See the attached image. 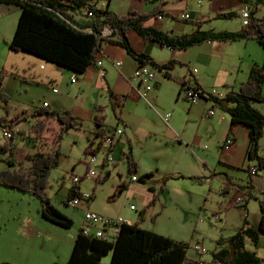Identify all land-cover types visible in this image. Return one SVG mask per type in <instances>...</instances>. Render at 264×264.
Here are the masks:
<instances>
[{
  "label": "trees",
  "instance_id": "obj_1",
  "mask_svg": "<svg viewBox=\"0 0 264 264\" xmlns=\"http://www.w3.org/2000/svg\"><path fill=\"white\" fill-rule=\"evenodd\" d=\"M239 1L251 9L248 24H243L242 30H203V21L197 19L186 20L198 26L195 31L188 34H173L148 24L152 17L158 18L164 15L161 9L162 2L148 12L131 11L127 15H119L110 9L109 4L104 8L98 7V0H0V3H14L20 7L18 24L13 38L8 44L13 51L32 53L78 75L85 73L90 66L96 65V58H98L103 45L109 42L124 47L130 55L137 59L140 65L150 64L159 70H165L168 78H171L169 71L173 69L176 61L159 64L150 55L139 53L132 47L128 32L136 31L142 38L154 40L171 49L185 50L211 40L234 42L243 39H255L264 47V16L261 17L257 14L264 6V0ZM77 11H86V14L89 11L94 12V15L90 17L92 20L91 31L83 30L84 27L75 22L73 13ZM238 15L237 11L228 10L218 12L214 17L216 19H232ZM106 26L112 30L111 35L103 34ZM2 79L0 76V84ZM182 84L184 86V83ZM263 94L264 63L260 64L256 61L250 69L249 78L240 85L238 90H231L222 98H213L230 116L228 137L233 136L235 127L243 126L248 131L249 137L246 155L251 160L257 159L259 163H261L260 139L264 135V114L254 106V103L263 102ZM2 96L5 102L8 101L7 95L2 94ZM110 98L112 109L116 116L120 117L118 112L124 105L122 97L110 93ZM102 111V106L96 107L94 122L97 125H104V116L100 113ZM30 117L34 118L29 126L33 139L20 136L21 133L26 132L23 130L20 131V135L19 132L14 133L0 146V152L6 154V157H0V162L3 161L7 165L6 168H0V187L21 191L39 199L43 206L44 218L68 228L74 224L73 219L59 211L48 196L49 178L51 171L61 164L60 142L63 134L72 128L81 129L83 122L70 111L53 110L46 105L37 108ZM26 118L28 116L24 117V119ZM53 119L57 123L54 128L50 126ZM0 125L3 128H13L15 122L8 126L2 121ZM49 132H52L50 137L47 135ZM20 138L30 140L36 147L34 151L28 152L22 161L15 158ZM93 144L94 141L89 143L85 150L86 154L93 152L91 151ZM131 151L125 152L123 158L128 164V174L133 175L134 172H137L138 163ZM109 174L108 172L103 180H106ZM153 175L148 172L139 179L145 182ZM246 187L254 188L252 185L242 187L227 179L222 184L221 192L227 194L233 188L242 190ZM127 188L128 185L122 182L116 188L112 199L120 196ZM82 195L79 183H73L69 189L66 203L69 199L81 198ZM156 197L157 194H154L152 201L147 206H151ZM260 204L263 213L260 224L257 227L252 226L245 219L244 225L228 239L230 247L223 248L215 254L213 260H222L224 264H261L264 261L254 251L245 248L247 238L256 246L259 244L261 235L264 234V206L261 202ZM188 247V242L178 241V239L149 231L142 228L140 222L134 224L126 222L119 226V230L111 240L88 236L80 229L74 241L72 253L65 264H198V261L194 263L188 256ZM109 254H112L110 262L103 263L102 258ZM1 264L11 263L3 262Z\"/></svg>",
  "mask_w": 264,
  "mask_h": 264
},
{
  "label": "crops",
  "instance_id": "obj_2",
  "mask_svg": "<svg viewBox=\"0 0 264 264\" xmlns=\"http://www.w3.org/2000/svg\"><path fill=\"white\" fill-rule=\"evenodd\" d=\"M107 1V5L109 4L111 9L113 0ZM182 1L183 0L171 4V2L168 0H161L163 3L161 9L164 15H161L158 18L152 17L148 21V24H152L164 31H170V33L173 34H180L185 33L180 32L185 29V25L180 22L171 25L164 20L167 15H170V17L174 20L181 19L186 23V20L194 21L197 19H200V21L205 23L211 20V17L216 16L217 13L221 11L231 10L237 11L238 14H240V9L244 5L239 0H210L209 7L203 8L202 3L200 2L201 0H199L198 3L201 6H199L200 8L197 10H194L183 7L187 6V3L182 4ZM99 2L100 0L97 2L98 7L104 8L107 6H100ZM158 3L159 2H157L156 5ZM146 6V1L144 0H127V9H122L118 12H115H117L119 15H127L131 11L144 13L151 9L147 8ZM85 12L86 11H77L73 13V18L75 22L79 24V26L84 27L83 30L91 31L92 20ZM183 13H188L190 16L185 19L182 17ZM107 27L109 26H106L105 28ZM210 29L215 31H233L231 28L218 29V27H211L206 30ZM128 37L132 43V47L136 51L150 55L154 58L155 62L163 64L168 61H176L173 69L169 71L171 78H168L165 70L158 69L154 87L152 90L148 91L147 97H143L141 95L142 88L139 89L137 83L131 79L137 67L141 65L138 63L136 58L130 55L124 49V47L120 45L109 42L105 43L98 55V58H96L97 61L101 62V65L96 64L94 66H90L85 73L76 75L75 81H72V76L74 75L73 71L65 69L58 64L47 62V60L33 55L32 53L17 52L22 54L19 64H17V62L11 61V66L9 67L11 71L5 67L6 69L4 68L2 75L0 74V76L3 78L0 84V90L2 94L7 95L8 99L6 102L1 101L0 107L6 108V110L5 114L0 116V121H3L8 125L12 122H15L13 127L15 130L19 132L25 130V128H28L34 121V118L30 117L31 113L37 108L45 106L44 103L46 102L47 106L53 110L70 111L76 115L77 118L81 119L83 126L80 130H85V135L87 136L89 143L91 141H97L99 136L107 133V131L121 126V128L124 129V133L119 135L116 145L112 150L114 156L117 157V155H119L120 158H123L125 152L132 150L131 152L135 159L138 163H140L139 161L142 160V144H144L150 138L152 139L153 135L155 136V139H157V134L166 137L171 136V138H174L182 144L184 140L187 141L182 129L177 128L176 124L172 122L173 120L171 119V112L162 113L156 111L155 107L157 106V102H160L162 94L165 91H168L175 97V104H178L174 108L180 109L183 113L186 111L187 119L200 121V123H204L206 126H219L220 124L223 125V123L227 122V138L229 133L230 116L228 121L226 114H220L218 110H221L223 113H226V111L214 101V97L203 98L199 103L189 104L184 97V86L186 84H193L198 85V87L205 91L216 90L217 96L215 97L219 98L220 95L222 98L231 90H236L237 81L242 72V77L244 78V70L242 65L240 64L238 67L234 66V68H231L229 71L230 75L235 77L231 82L228 77V70L221 72V70L214 65V62L217 58H223L227 49H230V51L232 50V47H229L230 44L245 41L244 47L246 49L249 47L251 43L250 41L253 39H243L234 42L211 40L205 41L202 44H196L184 50L171 49L169 46H163L154 40H146L133 30L128 32ZM119 62L120 64H118ZM252 64H247L246 72L249 73ZM182 83H184V86ZM242 83L243 81L241 84ZM23 84L26 85L24 86L26 89L25 93L31 92L33 87H38L39 91L36 92V97H33V99L35 98L37 102L34 99L32 102L27 104L26 98L22 95L19 96L20 102H18V104H16V102H12L16 95L22 94L21 89ZM217 86L227 87L225 91L219 92L216 89ZM110 93H114L122 97L124 105L121 107L119 112L117 111L120 117H117L114 110L112 109ZM105 103L107 108L111 107L112 111L114 112L113 114H115L114 116L118 120L116 119L114 123H108L106 120L108 115L104 112L101 114L104 116V125H97L94 122L96 107L103 106V109H105ZM146 103H148L151 107L148 116H144L143 113L139 112V106ZM12 106L16 107L15 111L11 110ZM19 107L21 110H17ZM256 107L258 110L260 109L259 106ZM210 108L215 110V114L211 117H207V111ZM259 111L264 114L263 111ZM27 116L28 118L24 119V117ZM160 117L164 121H162ZM19 118L20 120H18ZM154 123L161 124V129H156ZM50 126L52 128L57 126V123L54 119L50 122ZM100 132L102 133L98 135ZM47 135L49 136L50 132L47 133ZM233 136L234 143L229 151L224 149L223 142V145L220 147V152L203 153V156L205 157H210L212 155L214 157L218 156V164L213 169V174L217 175L223 184L224 181L228 179L237 185H241L242 187L252 185L256 191L259 188H264V169L260 170L258 175H251L249 172L250 167L254 164H258L259 162L257 159H249L246 155L249 139L248 131L243 128V126H237L234 129ZM203 138L204 135L196 137L193 141V145L199 147V144ZM19 140V147H17L15 158L18 161H22L26 157V154L28 152L34 151L36 147L30 142V140L21 138ZM2 143L3 140H0V146ZM138 147H140L141 150L137 153L136 149ZM259 156L261 159L264 158V135L263 138L260 139ZM87 167V169L90 170L91 165L88 164ZM150 173H152V171ZM137 181L132 179L130 189L128 187L126 190L127 192L134 194L139 192L143 194L140 196L139 201L141 206L144 208L152 201L154 192L151 191V189H146L145 187L135 185ZM69 189L70 187L66 190V194L62 197V199H60V201L66 202ZM247 189L248 187L243 188L242 190ZM3 191H8V193L9 191H12L13 195L21 198L28 195L27 193L16 191L11 188L0 187V196L1 192ZM230 192L234 193L230 201H227L228 206L234 205L236 209L240 210V216L242 220L244 221L246 219L249 222V200H246L244 204L240 205L236 203V199L240 195L241 190L233 188ZM132 205L134 204L130 205V209H134L132 208ZM82 206L90 209L88 204L85 205L83 203ZM259 206L261 208L260 202ZM57 207L59 210H61L58 205ZM42 209L43 206L41 204V208L39 209V216L41 217L40 220H45L51 223L50 225H47L48 227L46 229H42V222H36V219L38 220L37 215L35 216V219L33 216L27 214H24L22 217L19 216L18 218L15 215L13 220L15 222L14 225H16V227L18 226V235H23L27 238H35V244L33 247L36 246V242L39 246L42 245L41 249L45 251L44 254H40L37 263L34 260H31L30 255L26 254L18 256L14 255L12 258H9L11 262L17 264H65L68 261L73 250L74 241L76 240L82 226H80L76 231L63 230L67 227L60 226L58 223L44 218ZM136 209L137 208L134 210ZM121 213L125 214L123 216L118 214V217H123L127 223L134 224L136 222H140L142 228L148 229L149 226L147 219L144 218L143 215L136 217L134 214H130L128 210L125 212L121 211ZM262 215L263 213L261 211V215L255 219L256 222L251 223V225L257 227L261 222ZM110 217L115 216L112 215ZM142 219L143 222H141ZM7 225L8 224L5 223L4 228L1 229V236L5 234L8 236L11 235V230H9L10 228H7ZM52 240L56 241L55 251L57 254H55V251L52 252L51 250L52 246L50 245V241ZM59 242L60 244L57 247ZM19 245L20 244H17L18 247ZM47 249H49V253H47ZM5 258L6 257H0V264L4 262L3 260H5Z\"/></svg>",
  "mask_w": 264,
  "mask_h": 264
},
{
  "label": "rangeland",
  "instance_id": "obj_3",
  "mask_svg": "<svg viewBox=\"0 0 264 264\" xmlns=\"http://www.w3.org/2000/svg\"><path fill=\"white\" fill-rule=\"evenodd\" d=\"M144 1H146V7L151 8L150 10L158 6L161 2V0ZM168 1L174 4L181 0ZM198 1L199 0H183L182 4L187 3V6L183 7L197 10L200 8L199 6H201ZM107 2V0H100L99 5L106 6ZM157 2L159 3L156 5ZM200 2L203 8L209 7L210 0H201ZM111 9L117 12L122 9L126 10L127 0H113ZM19 14V5L14 3H0L1 75L5 67L11 71V69H9L11 61L17 62V64L21 61L20 58L22 54L11 50L8 45L13 38L16 25L18 24ZM257 14L261 17L264 16V6L261 7ZM164 20L171 25L177 22L184 24L185 29L180 32L192 33V31L198 27L195 23H186L181 19L174 20L170 15H167ZM211 27H218V29L231 28L233 31H239L243 29L244 25L241 15L239 14L238 17L232 19H216L213 16L211 20L202 23L203 30ZM250 42L249 47L246 49L244 47L245 41L235 42L233 44L229 43V47H232V50L230 51V49H227L225 56L223 58H217L214 62V65L220 69L221 72L228 70V73L234 66L238 67L240 64L242 65L244 78L242 77V72L238 78L236 90L240 88L242 81L245 82L249 78L250 71L249 73L246 72L247 64L249 65L256 61L260 62V64L264 63V47L255 39ZM228 77L231 82L233 78H235L233 75H230V73ZM24 86L26 85L23 84L22 86V94L16 95L13 98V103L16 102V104H18V102H20V95L26 98L27 104L35 99H33V97H36L35 94L39 91L38 87H33L31 92L25 93L26 89ZM226 87L217 86L216 89L220 92L225 91ZM1 101H4V99L0 91V104ZM35 101L37 102L36 99ZM175 103V97L170 92L165 91L162 94L161 101L157 102L155 108L158 112L172 113V122L176 124L177 128L182 129L187 141L184 140L182 144L174 138H171V136L166 137L157 134V139H155L153 135L152 139L150 138L142 144V160L139 159L140 163L135 159L138 163L137 172H134L135 176L138 177V181L135 185L151 189L154 194H157L155 202L151 206H145L144 208L139 201L140 196L143 195L140 192L134 194L125 190L123 194L112 199V195H114L119 184L125 182L129 189L132 184V174H128V164L124 158H120V156L117 155V157H115V162H110L103 167L95 166L96 161H90L89 155L85 153L89 145L85 130L82 131L72 128L63 134L60 142V151L62 153L61 164L50 173V186L47 193L53 204L61 208V210H59V208L58 210L73 219L74 224L63 230L76 231L87 222L85 219L86 207L82 205L73 206L72 204L60 201V199H62L66 194V190L73 184V176H84L85 172L88 170L87 165L90 164V170L97 171L100 175L95 178L86 177L79 182V190L83 194L81 198L82 203L85 205L88 204L90 206V211H95L108 217L112 215L117 217L118 214L123 216L125 213H121V211L125 212L127 210L136 217L143 215L144 218L147 219L149 231L178 239V241L188 242V256L194 263L203 260L205 264H214L213 259L215 258V254L219 253L223 248L228 249L230 247L231 244L228 239L244 225V221L240 216V210L236 209L234 205L228 206L227 204V201L229 202L233 197L234 192H228L227 194L222 193L221 188L223 183L217 175L213 174V169L218 164V156H203V153L220 152V147L223 145L224 139L227 136V122L219 126H206L204 123H200V121L187 119V112L185 111L183 113L180 109H175L174 107L178 105ZM254 106H259V110L264 112V101L260 103L255 102ZM149 107L150 105L148 103L142 104L139 106V112L143 113L144 116H148L151 110V107ZM5 110L6 108L0 107V116L5 114ZM11 110L15 111L16 107L12 106ZM17 110H21L20 107ZM104 112L108 115L106 119L108 123H114L116 121L117 118L114 116V112L111 107H106V103L105 109L100 113L102 114ZM218 112L220 114H226V118H228L229 121L227 112L223 113L221 110H218ZM162 121L164 120L162 119ZM154 126L156 129H161V124L159 123H154ZM2 131L3 127L0 125V140L4 142L9 138H5ZM25 131L26 132L21 133V135L19 132V135L24 138H30V140L33 139V134L30 133L29 127L25 128ZM51 134L50 132V135ZM201 135H204V138L199 144V147L193 145L194 139ZM140 150L141 148L138 147L136 152L138 153ZM0 157H6V154L0 152ZM5 167L6 163L3 161L0 162V168ZM149 171L154 173L153 177L148 178L146 182H141L139 178L145 174V172ZM108 172L110 173L109 177L103 180L106 178ZM88 196H91V199H89ZM258 198L257 200L255 198H249L248 209L250 213V224L255 223V219L261 215L262 210L259 206V202L263 200L264 196L259 195ZM131 204H134L137 209H130ZM40 208V200L35 197L27 195L21 198L13 195L12 191H9V193L8 191L1 192L0 257H6L5 260H3L4 262L17 264L11 262L9 258H12L14 255L26 254L30 255L31 260L37 263L40 254H44L45 251L41 249L42 245L39 246L36 242V246L33 247L35 238H27L26 236L18 235V226L16 227V225H14L15 222L13 220L15 215L18 218L19 216L22 217L24 214H27L33 216L34 219L37 215L38 220L36 219V222H42V229H46L48 227L47 225L51 223L40 220ZM141 222H143V219ZM5 223L8 224L7 228L11 230L10 236L7 234L1 236V229L4 228ZM111 236H113V234ZM17 244H20L19 247ZM59 244L60 242L57 244V247ZM50 245L52 246V252H54L56 249V241H50ZM196 245L202 247V253H198L194 250ZM245 248L254 251L264 260V234L261 235L260 242L256 246L247 238ZM49 252V249H47V253ZM55 254H57L56 251ZM111 256L112 254L104 256L102 262L109 263ZM261 264H264V261H262Z\"/></svg>",
  "mask_w": 264,
  "mask_h": 264
},
{
  "label": "built area",
  "instance_id": "obj_4",
  "mask_svg": "<svg viewBox=\"0 0 264 264\" xmlns=\"http://www.w3.org/2000/svg\"><path fill=\"white\" fill-rule=\"evenodd\" d=\"M250 12L251 9L246 6L245 4L240 9V15L243 21V24H248V18H250ZM89 17H92L94 15L93 11H89L87 13ZM190 15L188 13H183L182 17L187 19ZM160 17V16H159ZM112 30L107 27L105 28V32H103L104 35H111ZM96 64L101 65L100 61H97ZM120 64V62L118 63ZM158 69L153 67V65L145 64L137 67L134 74L132 75L131 79L132 81L136 82L139 89L141 90V95L143 97H147V93L149 90H152L155 84V78L157 75ZM76 80V75L72 76V81ZM1 91V90H0ZM216 90L212 91H205L202 88L198 87V85L193 84H186L184 86V97L190 104H196L199 103L201 99L203 98H210L215 97ZM219 98V97H218ZM221 98V95H220ZM44 105L47 106L46 102ZM215 114V110L213 108H210L207 111V117H211ZM19 131L15 130V128H9L4 127L3 128V136L5 138H11L12 135L15 133L17 134ZM124 133V129L121 128V126L116 127L113 130L107 131V133L99 136L98 140L94 142L91 153L87 154L89 155L90 161H96L95 166H101L109 164L110 162H115V156L112 152L114 149L117 139L119 135H122ZM234 136H229L228 138H225L224 141V149L229 151L234 143ZM101 157V158H100ZM261 163L254 164L250 167L249 172L252 175H258L260 170L264 169V158L261 159ZM88 163V161H87ZM262 164V165H261ZM100 173L97 171H90L87 170L84 174V176H73V183L78 184L82 179L89 177V178H95L98 177ZM132 179L137 181L138 177L135 175H132ZM259 195L264 196V188H259L257 191L253 189H247V190H241L240 195L236 199V203L238 204H244L246 200H249V198H256L259 199ZM89 197V196H88ZM82 198V197H81ZM80 197H73L68 200V204H72L73 206H80L83 205L82 199ZM91 199V196L89 197ZM264 206V198L260 201ZM132 208L135 209L134 205H132ZM85 219L86 223L82 226V231L87 234L88 236H96L101 237L103 239H109L111 240L116 232L119 230V226L126 223V220L123 217H108L104 216L101 213L90 211V209L87 208L85 211ZM113 234V236H111ZM194 250L198 253H202L203 249L201 246L196 245L194 247ZM214 264H224L222 260H213ZM198 264H205V261L199 260Z\"/></svg>",
  "mask_w": 264,
  "mask_h": 264
}]
</instances>
